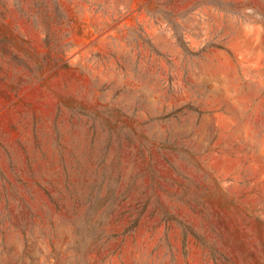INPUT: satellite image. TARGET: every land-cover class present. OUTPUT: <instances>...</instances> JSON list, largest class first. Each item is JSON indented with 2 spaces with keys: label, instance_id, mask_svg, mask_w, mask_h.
Masks as SVG:
<instances>
[{
  "label": "rangeland",
  "instance_id": "374dc122",
  "mask_svg": "<svg viewBox=\"0 0 264 264\" xmlns=\"http://www.w3.org/2000/svg\"><path fill=\"white\" fill-rule=\"evenodd\" d=\"M0 264H264V0H0Z\"/></svg>",
  "mask_w": 264,
  "mask_h": 264
}]
</instances>
